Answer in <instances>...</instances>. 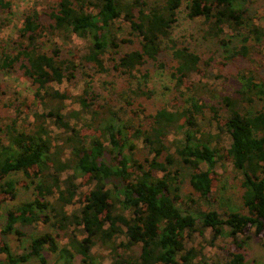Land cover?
<instances>
[{"label": "trees", "instance_id": "trees-1", "mask_svg": "<svg viewBox=\"0 0 264 264\" xmlns=\"http://www.w3.org/2000/svg\"><path fill=\"white\" fill-rule=\"evenodd\" d=\"M248 2L51 0L46 14L24 13L17 40L2 48L0 71L21 70L35 87V102L43 112L32 113V125L20 121L18 104L19 116L0 117V206L17 197V183L9 180L15 173L31 181L34 199L8 211L1 235H15L23 243L24 228L39 224H52L55 234L37 236L21 254L0 238V257L5 256L0 264H24L32 258L45 264V250L66 263L77 256L87 263L98 244L110 251L111 264H211L203 248L187 247L195 232L204 235L209 229L214 240L231 239L225 262L215 264H248L246 245L252 237L264 240V107L254 109L264 102V82L250 70L249 76L240 75L236 97L222 96V107L211 104L191 80L203 69L201 56L172 36L179 9L187 4L188 17L203 20L205 38L226 46L229 30L242 39L225 65L241 58L255 63L252 50L264 42V19L261 25L253 21ZM12 9V0H0L1 13ZM73 36L91 39L87 55L64 52ZM123 45L133 48L122 52ZM164 54L174 63L171 78L181 108L171 112L164 107L148 116L145 126L140 115L146 109L135 104L142 97L150 99L153 92L147 85L150 75L142 68L149 63L165 68L160 62ZM109 62L111 71L128 79L127 92L119 96L128 120L113 106L100 104L89 83L73 98L81 110L64 114L71 97L54 84H76L86 63L109 72ZM3 90L0 84V95ZM83 113L89 119H83ZM48 119L62 132L54 135L46 126ZM73 120H84L82 127ZM171 133H182L183 138L170 142ZM224 136L231 139L228 148L221 144ZM136 141H142L150 156L136 157ZM178 161L192 169L194 193L187 201L180 194L183 175ZM226 162L241 178L246 213L224 211L221 216L200 209L201 203L210 205L222 178L218 164ZM80 176L86 179L87 194L80 207L70 210L79 198ZM60 238H67V244L61 246Z\"/></svg>", "mask_w": 264, "mask_h": 264}, {"label": "rangeland", "instance_id": "rangeland-1", "mask_svg": "<svg viewBox=\"0 0 264 264\" xmlns=\"http://www.w3.org/2000/svg\"><path fill=\"white\" fill-rule=\"evenodd\" d=\"M13 9L10 14L0 12V55L2 48L9 44L13 39L17 40L19 36V29L22 26L23 15L27 11L38 10L42 14H46L49 11V6L51 0H12ZM133 1V0H126ZM150 2L154 0H148ZM248 8L250 10V17L257 25H261L264 19V0H249ZM45 23L50 21L46 16H44ZM203 20H192L188 17L187 4H184L178 13V20L174 24L172 29L173 38L179 43L188 46L190 49L198 53L202 58V70L201 72L194 73L191 76V80L197 84L200 88V96L206 99L209 103L215 104L218 107H222V96H233L236 97L237 90L240 89L239 81H241L240 75L250 74V70L257 71L261 80L264 82V42L261 45H257L255 50H252L251 58L255 59V63L250 62L248 59H239L238 61H230L225 65L224 61L226 57H229L235 48H239L243 45L241 38L233 37L231 31L226 30V39L230 40V44L226 46L220 45L217 40L205 38L204 31L205 28ZM126 29L127 26H124ZM232 36V37H231ZM73 41L70 47H64V52L71 49L76 55H87L91 47V39H82L77 36H73ZM59 42V41H58ZM60 43V42H59ZM133 46L123 45L121 47L123 51H129ZM112 50L108 51L109 55L112 54ZM106 56L105 60L107 61ZM161 63H165V68H158L159 66L155 63H149L144 68H142L143 73H149L150 79L147 82L148 89L153 92V96L148 99L147 97L140 98L135 106L145 108L146 112L140 115V120L148 125V116L154 115L158 110L166 107L171 112H177L181 108V103L177 101L174 81L171 78V73L173 72V61L171 56L164 54L160 58ZM112 63H108L110 68L109 72L101 73L99 72L93 64H88L83 68L82 72L78 74V80L76 84H69L63 82L62 84H54L56 90L61 93H67L70 95V99L66 101V108L64 114L80 111L81 108L78 104L73 102L74 97H78L82 94L86 85L89 83L90 90L95 93L100 104H108L113 106L115 111H119V116L125 121L128 120L127 115L121 111V105L119 102V96L122 93H126L129 84L128 79L119 75L115 71H111ZM85 72V74H83ZM83 74V75H82ZM0 84L4 88V95H0L2 101L0 102V117L6 119L8 117L19 116L16 113L17 104L20 106L21 113L20 121L27 120V123L33 124L34 118L33 114L35 110L40 113L43 112V108L38 102H35V87L32 85L31 81L24 75L20 70L10 74H5L0 71ZM135 84L133 89H135ZM121 101V100H120ZM25 106H23V105ZM35 105V106H34ZM32 106L33 110L29 107ZM34 106V107H33ZM134 106V107H135ZM264 107V102H257L254 105V109H260ZM31 114L27 117L28 112ZM207 116H210L208 114ZM27 117V118H26ZM83 119H89L87 114H82ZM84 121V120H83ZM83 121L73 120L72 124L79 125L82 127ZM5 122V121H4ZM10 123V121H6ZM5 122V123H6ZM0 125L2 123L0 122ZM46 126L57 135L62 132L56 124H54L52 119L46 120ZM213 132L216 131V127L213 126ZM176 138H183L182 133H171L170 142L174 141ZM231 139L229 136H224L222 139V146L228 148L230 146ZM138 150L136 151V157L143 160L145 157L150 156L149 151L144 147L142 141H136ZM89 146V144H88ZM174 151V150H173ZM178 167L182 169V179L183 184L181 185L180 194L184 200H189L193 195V189L190 184V174L192 169L178 161ZM206 169V166L203 165ZM216 172L222 176L217 188L213 191L211 196L210 205L202 204L200 209L205 210H216L221 216H224V211L233 212H243L246 213L247 210L243 204V188L241 186V178L234 171L231 163H219ZM70 173V172H69ZM67 174L64 175V177ZM9 180H13L17 183V197L14 201H5L0 206V238L6 241L12 252L16 254H21L27 250L32 240L37 236L44 233H54L55 230L52 224H39L35 227H26V237L24 242L20 243L15 235L9 237L1 235L3 225L5 223L7 213L9 210L14 209L17 205L21 203L28 202L34 199L33 186L31 181L27 179L24 173L12 174ZM86 179L81 176L78 178V183L82 186L80 188L79 198L73 206L69 209H77L82 205L84 196L87 194L88 187L83 186ZM30 188L28 189V186ZM195 199L197 196L194 197ZM81 199V200H79ZM199 205V204H198ZM184 207H186L184 205ZM61 239V238H60ZM264 240L257 237H252V239L246 245V255L248 264H264ZM61 246L67 244V238H63L59 243ZM231 246V239L220 238L217 240L213 239L212 231L205 230L204 235L200 231L195 232L192 239L187 241V247H197L203 248L205 255L211 264L223 263L226 260V250ZM91 258L87 263H83V257L77 256L71 263H66V261L61 258L58 254H55L49 250L44 251V256L46 258L45 264H111L110 251L107 250L102 245L95 246L91 253ZM1 260L5 259V256L0 257ZM24 264H43L39 259L32 258Z\"/></svg>", "mask_w": 264, "mask_h": 264}]
</instances>
